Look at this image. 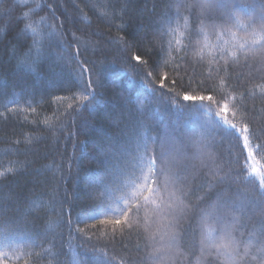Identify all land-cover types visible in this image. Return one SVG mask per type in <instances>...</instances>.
Listing matches in <instances>:
<instances>
[{
  "label": "trees",
  "instance_id": "obj_1",
  "mask_svg": "<svg viewBox=\"0 0 264 264\" xmlns=\"http://www.w3.org/2000/svg\"><path fill=\"white\" fill-rule=\"evenodd\" d=\"M199 2L0 0V112L5 113L0 116V172L13 169L0 178V208L7 209L5 220L18 221L39 245L33 249L21 244L15 252L0 249L5 264H95L97 258L108 259L111 264H144L148 250L144 248L142 229L139 234L126 231L121 237L117 227L113 240L111 235L104 234L105 226L96 221L76 223L82 207L76 197L83 199L89 191L96 197L101 192L110 197L108 215L112 219L121 218L136 199L148 195L140 187H124L128 181L120 171V148L131 136L146 132L149 137L163 141L166 134L175 136L177 126L182 129L205 126L210 130L212 154L231 160L234 170L242 169L243 157L247 155L243 139L235 129L226 131L224 125L228 120L236 123L237 128L243 126L238 115H233V105L242 104L247 109L245 123L254 134L252 144H264V99L260 93L264 72L256 70V62L248 61L252 68L244 67V61L232 66L221 87L223 72L217 74L215 63L209 65L208 60L199 63V57L186 55L187 34L185 37L177 34L176 39L181 43L177 46L173 40L171 54L167 37L161 40L156 34L166 16L173 17L175 26L179 11L181 24L184 17L189 20L188 32L194 41L200 20L208 15L201 12ZM236 2L244 4L251 0ZM24 13L45 34L55 29L53 36L45 35L44 55L36 64H32L31 58L25 59L32 37L22 31L28 22ZM119 36L129 40L127 53L118 50L110 40ZM77 47L81 52L79 60L96 63L102 86L97 90L95 102L82 98L87 76L79 77L75 71L77 62L65 64L61 72L59 65L64 62L57 61L61 55L74 56ZM132 55L140 56L141 61L148 60V64L131 60ZM53 64L58 65L60 74L56 76L50 68ZM185 94L211 95L213 100L184 101ZM57 96L64 99H54ZM222 97L229 98L227 111L221 110L225 102ZM11 100H16L19 107L10 104L15 110L7 112L4 105ZM177 100L179 105L194 107L178 110ZM78 107L80 110L76 111ZM189 135L185 133L182 137L185 143H189ZM249 164L257 170L264 168V155L250 160ZM200 165L195 148H189L188 158L180 167L187 170L190 178L196 175L190 184L192 203H197V197L203 195L196 191L197 185L204 183L202 175H197L198 171H204ZM253 179L258 185V177ZM227 187L217 188L211 194L213 200L216 192ZM235 191L237 185L233 184L228 195ZM53 198L68 201L63 206L62 225L58 223L60 216L50 213L47 207H39L41 203L52 204ZM140 215L142 218L143 211ZM69 219L73 221L71 229L67 224ZM258 220L256 215L243 221L247 225L243 240L253 236L254 230L258 232ZM50 222L57 226L50 229ZM192 223L193 229L179 242L180 255L175 264H221L214 257H201L199 228L195 220ZM107 228L110 234L112 226ZM78 229H84L88 235ZM28 252L33 254L25 255Z\"/></svg>",
  "mask_w": 264,
  "mask_h": 264
},
{
  "label": "snow or ice",
  "instance_id": "obj_2",
  "mask_svg": "<svg viewBox=\"0 0 264 264\" xmlns=\"http://www.w3.org/2000/svg\"><path fill=\"white\" fill-rule=\"evenodd\" d=\"M197 6L202 13L208 15L206 19L200 20L194 41L188 32L189 20L184 17L183 24H181L179 11L175 17V26H173V17L166 16L157 29L156 34L161 40L167 37L166 44L169 54L173 49L174 39L177 46L181 43L179 39H176L177 34L181 37L187 34L186 55L190 53L194 57H199V63L205 60H208L209 65L215 63L217 74L223 72V76L220 77L221 87L224 85V78L229 74V69L234 65H239L241 61H244V67L248 68L253 67L248 61H254L258 65L256 70L264 72V0H251L250 3L244 4L237 3L236 0H200ZM23 15L28 22L25 23L22 31L32 37V44L25 59L31 58L32 64H36L44 55L45 35L53 36L55 29L52 28L45 34L38 30L36 22L28 18V13ZM110 40L118 50L123 53L128 52L130 44L125 36L110 38ZM33 49L35 50L34 56ZM176 50L179 51V47ZM80 55V49L77 47L74 56L61 55L57 57V61L64 62L59 65L61 72L65 64L70 66L73 61L77 62L75 71L78 72L79 77L83 79L85 75L87 76L82 98L84 100L91 98L95 102L98 95L97 90L102 86L96 63L79 60ZM131 60L144 65L148 64V60L141 61L138 55H132ZM181 61H184L183 57ZM57 66V64L50 65L53 76L60 74L57 72ZM208 79H212L211 71ZM175 83L174 80L173 84ZM201 83L206 89L205 82ZM260 93L264 99V85L261 86ZM243 95L241 93L242 97ZM250 95L255 97L254 93ZM54 99L64 98L57 96ZM197 99L212 101L213 96L183 95L184 101ZM222 99L225 102L221 110L227 111L229 98L222 97ZM10 104L19 107L16 100H11L9 104L4 105L7 112L15 110L9 106ZM177 106L178 110L194 107L193 105H179L178 100ZM233 107L235 109L233 115H238L243 126L237 128L236 123L228 120L224 121V125L227 126L226 131L231 132L235 129L243 139V148L247 150V155L243 157L245 166L242 169L234 170L231 167V160H223L212 154L209 142L210 130L205 126L183 129L177 126L175 136L166 134V139L163 141L156 137H149L146 132L142 135L131 136L120 148L122 158L120 171L128 181L124 187L132 189L140 187L141 192H147L148 195H144L142 200L136 199L132 206L122 213L121 218L112 219L108 215L111 211L108 205L110 197L105 195V192H101L99 197H96L89 191L83 199L80 196L76 197L82 202L76 223L88 224L90 221H96L99 225L105 226L104 234L111 235L113 240L116 238L117 227H119L121 237L126 231L129 234H139L142 229L145 240L144 248L148 250L144 264H175L180 255L179 242L187 231L193 229L192 222L195 220L200 232L202 258L206 259L211 256L219 260L221 264H249V261L264 264V168L257 170L254 165L249 164L250 160L264 155V144H252L254 134L250 133L249 125L245 123L247 109L242 104L233 105ZM75 110L80 109L78 107ZM0 116H5V113L0 112ZM185 133L190 134L189 143H185L182 139ZM189 148H195L197 158L201 161L200 167L204 170L202 173L197 172V175H202L204 179V183L196 187V191L203 192V195L197 197V203H192L190 199L192 192L190 184L196 179V175L190 178L187 170H181L180 167L181 162L188 158ZM12 172L11 168L6 172H0V178ZM253 177H258V185ZM233 184L237 185V191L228 195ZM225 185L228 187L223 192H216L213 200L211 194ZM97 200L98 202L95 203L87 202ZM66 203H68L66 198L60 201L53 198L52 204L41 203L39 207H47L50 213L60 216L58 223L62 225L64 223L63 206ZM6 211L7 209L0 208V249L15 252L20 250L21 244L33 249L38 247L37 239L29 236L18 221L4 219ZM141 211L144 213L142 218ZM256 215L259 216L258 232L254 230L253 236L248 240H243L242 236L247 228L243 221ZM67 224L71 229L73 221L69 219ZM56 226V223L50 222L49 224L50 229ZM107 226H112L110 234ZM78 231L84 233L85 236L88 235L84 229H78ZM96 247L93 245V248ZM45 251H50V249H45ZM32 254V252L25 253L28 256ZM35 254L40 255V253ZM0 264H5L3 257H0ZM95 264H111V262L108 259L97 258Z\"/></svg>",
  "mask_w": 264,
  "mask_h": 264
},
{
  "label": "bare ground",
  "instance_id": "obj_3",
  "mask_svg": "<svg viewBox=\"0 0 264 264\" xmlns=\"http://www.w3.org/2000/svg\"><path fill=\"white\" fill-rule=\"evenodd\" d=\"M129 201V200H128Z\"/></svg>",
  "mask_w": 264,
  "mask_h": 264
}]
</instances>
